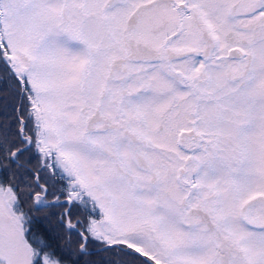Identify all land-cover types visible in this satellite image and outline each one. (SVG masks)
<instances>
[{"label": "snow or ice", "instance_id": "6c2138e0", "mask_svg": "<svg viewBox=\"0 0 264 264\" xmlns=\"http://www.w3.org/2000/svg\"><path fill=\"white\" fill-rule=\"evenodd\" d=\"M0 264H264V0H0Z\"/></svg>", "mask_w": 264, "mask_h": 264}]
</instances>
